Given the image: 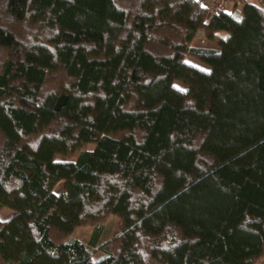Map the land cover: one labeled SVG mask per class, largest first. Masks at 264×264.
<instances>
[{
	"label": "trees",
	"instance_id": "16d2710c",
	"mask_svg": "<svg viewBox=\"0 0 264 264\" xmlns=\"http://www.w3.org/2000/svg\"><path fill=\"white\" fill-rule=\"evenodd\" d=\"M3 208L0 264H256L264 0H0Z\"/></svg>",
	"mask_w": 264,
	"mask_h": 264
},
{
	"label": "rangeland",
	"instance_id": "374dc122",
	"mask_svg": "<svg viewBox=\"0 0 264 264\" xmlns=\"http://www.w3.org/2000/svg\"><path fill=\"white\" fill-rule=\"evenodd\" d=\"M215 3H216V0H210L209 7L210 8L213 7L215 5ZM225 7H226L227 11H231L232 7H233V3L232 2H226ZM238 10H240V7ZM192 45L193 46L212 47V48L217 46L215 41H206V42L202 41L201 42L200 37H197L193 41ZM186 62L195 66V67H198L199 69L209 71V67L206 64L201 63V62H199L193 58L187 57ZM174 85L179 86V87L184 89L182 84L179 82H175ZM61 187H62V184H59L56 188V192H58L61 189ZM11 216H12L11 210H9L7 208H3L0 210V220L1 221H6ZM119 230H120L119 219L115 216H110V218L106 222L105 232H104V235L102 237L101 243H104L105 241L112 239L119 232ZM91 232H92L91 227H78V228H76L74 233L70 236V238L78 239V240L83 241V242H87L89 240ZM100 254H102V251L97 248V250L95 251V257L98 258L99 256H101ZM256 264H264V256L262 258H260L256 262Z\"/></svg>",
	"mask_w": 264,
	"mask_h": 264
},
{
	"label": "built area",
	"instance_id": "2783aa9c",
	"mask_svg": "<svg viewBox=\"0 0 264 264\" xmlns=\"http://www.w3.org/2000/svg\"><path fill=\"white\" fill-rule=\"evenodd\" d=\"M203 2V4L207 7H209L210 4V0H201Z\"/></svg>",
	"mask_w": 264,
	"mask_h": 264
},
{
	"label": "crops",
	"instance_id": "0c3cea01",
	"mask_svg": "<svg viewBox=\"0 0 264 264\" xmlns=\"http://www.w3.org/2000/svg\"><path fill=\"white\" fill-rule=\"evenodd\" d=\"M233 8V7H232Z\"/></svg>",
	"mask_w": 264,
	"mask_h": 264
}]
</instances>
